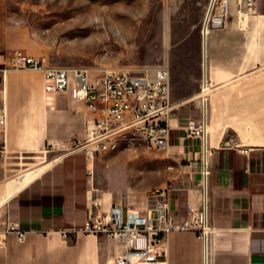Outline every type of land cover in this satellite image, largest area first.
<instances>
[{"label": "crops", "instance_id": "obj_1", "mask_svg": "<svg viewBox=\"0 0 264 264\" xmlns=\"http://www.w3.org/2000/svg\"><path fill=\"white\" fill-rule=\"evenodd\" d=\"M231 11L225 28L202 37L200 92L173 104L167 148L177 173L164 185L177 221L201 209L203 144L179 137L189 124H204L214 230L206 247L194 233L167 235L159 248L166 264H264V0H255V12L241 19L233 3ZM24 40L0 0V108L7 111L0 129L7 149L0 158V219L27 232L23 241L4 236L0 264H115L123 245L84 234L66 239L61 231L81 227L97 208L144 212L150 180L129 173L124 153L110 154L106 164L100 156L107 153L93 164L78 155L74 144L87 139L88 115L71 96L46 98L41 73L2 75ZM27 75L40 77V86L33 88Z\"/></svg>", "mask_w": 264, "mask_h": 264}, {"label": "built area", "instance_id": "obj_2", "mask_svg": "<svg viewBox=\"0 0 264 264\" xmlns=\"http://www.w3.org/2000/svg\"><path fill=\"white\" fill-rule=\"evenodd\" d=\"M242 18L255 12V0H209L202 22L201 36L206 37L216 29H223L232 15ZM26 70L41 73L43 93L48 99L71 96L74 105L84 107L87 118V139L74 144L75 151L83 152L86 161L93 164L102 149L111 148L115 139L146 138V150H161L169 145L172 136L170 120L174 106L171 101L170 70L168 66L154 69L105 70L94 76L86 68L51 67L41 58L20 50L12 51L8 67L2 70ZM7 111L0 108V129L5 130ZM204 124H189L180 140L199 139L203 144L200 160L203 203L199 211L188 219L177 221L170 212L168 189L157 190L149 197L144 212L112 206L107 211L98 208L84 224L76 229L61 231L66 239L78 234L106 237L123 245L125 251L115 259V264H166L159 250L171 233H194L203 243L208 242L214 228L208 220L206 200L210 176L205 147ZM247 154L248 150H241ZM7 153L6 143H0V158ZM91 174V170L88 171ZM16 235L23 241L27 232L16 224L0 219V245L6 235Z\"/></svg>", "mask_w": 264, "mask_h": 264}, {"label": "rangeland", "instance_id": "obj_3", "mask_svg": "<svg viewBox=\"0 0 264 264\" xmlns=\"http://www.w3.org/2000/svg\"><path fill=\"white\" fill-rule=\"evenodd\" d=\"M208 3L209 0H6V15L9 26L25 36L24 47L17 50L39 57L51 67L86 68L98 76L105 70L168 66L171 101L178 104L200 92L201 27ZM27 80L33 88L40 86L41 79L36 75H27ZM128 143L121 142L113 153L126 155L129 173L149 178L147 198L157 190L167 189L164 185L177 173L170 157L173 149L146 150L142 141ZM113 153L101 155L104 158L100 163L106 164V157Z\"/></svg>", "mask_w": 264, "mask_h": 264}, {"label": "bare ground", "instance_id": "obj_4", "mask_svg": "<svg viewBox=\"0 0 264 264\" xmlns=\"http://www.w3.org/2000/svg\"><path fill=\"white\" fill-rule=\"evenodd\" d=\"M210 35H211V33H210ZM136 140L142 141L143 144L145 145L144 147H147V140H146V138L126 139V137H119V139H115L114 140V144H113V146H111V148H104V149H102V153H113V152H116L118 150V148L120 147L121 142L128 141L129 142L128 144H132V142H134ZM126 144H127V142H126Z\"/></svg>", "mask_w": 264, "mask_h": 264}]
</instances>
